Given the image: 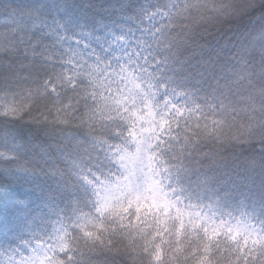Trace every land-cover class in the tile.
Listing matches in <instances>:
<instances>
[{
	"label": "snow or ice",
	"instance_id": "obj_1",
	"mask_svg": "<svg viewBox=\"0 0 264 264\" xmlns=\"http://www.w3.org/2000/svg\"><path fill=\"white\" fill-rule=\"evenodd\" d=\"M70 19L57 10L50 23L42 6L0 10V264H120L119 252L78 242V213L41 216L27 178L41 169L22 149L26 130L35 129L51 150L69 109L89 107L91 73L114 80L127 70L151 84L170 140L198 163L227 166L235 149L264 156V0L150 4L140 9V36L121 34L103 54L81 42L83 29L69 31ZM193 60L207 69L195 87L177 75ZM230 128L243 132L226 137ZM10 134L16 146H8ZM219 216L234 264H264V218ZM66 230L77 239L58 244Z\"/></svg>",
	"mask_w": 264,
	"mask_h": 264
},
{
	"label": "trees",
	"instance_id": "obj_2",
	"mask_svg": "<svg viewBox=\"0 0 264 264\" xmlns=\"http://www.w3.org/2000/svg\"><path fill=\"white\" fill-rule=\"evenodd\" d=\"M162 2L165 0H0V10L10 6H42L50 23L59 10L61 17L71 18L69 31L79 34L83 29L85 35L81 37V42L89 43L93 49L103 54L109 43H114L121 34L129 40L140 36L138 26L143 27L139 21L140 9ZM130 5L135 6L132 11L129 10ZM212 44L216 46L217 41L213 40ZM202 71H207L206 66L193 60L181 65L177 75L181 79L188 77L187 83L195 87ZM67 75L72 78L75 73ZM88 79L91 87L87 91L92 93L89 107H81L79 112L69 109L63 116L65 126L57 130V140L52 143L51 150H43L47 148V137H42L35 129L26 130L22 149L41 169L37 175L27 177L35 192L39 193L49 187L51 181L73 179L66 172L67 160L60 153V146L68 148L65 143L67 133L77 134L87 146L85 156L91 158L90 169L94 176L88 172L87 175L104 179L102 169L97 167L101 162L104 165L109 159L105 147L115 142L113 137L120 127L131 128L142 122L145 119L143 108L150 109L158 129L152 132L153 137L148 144L147 170L160 193L170 200L168 206L165 208L157 203L156 197L152 199L147 193L141 192L135 198L124 196L115 199L110 206L99 209L91 191L88 190L86 195V188L81 193L78 185H73L78 189H67L71 192L61 189V193L57 194L60 196L57 211L63 208L69 214L78 213L77 227L82 234L79 235L78 242L87 247L96 246L98 250L110 248L119 252L120 264H188L207 252L209 255H206L211 256V264H234V258L230 259L231 242L221 228L211 230L216 225L215 220L209 219L205 213L211 208L210 203L201 201L192 189L182 195L179 193V196L177 185H183V181L188 178L207 175L201 181L208 180L214 186V191L219 188L218 193L222 197L217 198L223 202V208L227 207L231 216H255L252 218L258 223L264 217L257 216L253 206H245L241 197L244 194L242 188L248 191L246 183L250 182L252 178L249 176L252 174L255 181L259 179L260 183L257 180V185L254 186L264 208V156L251 149H246L243 153L240 149H235V155L227 166L198 163L196 158L188 157L182 150V145H172L170 133L165 131L168 125L166 114H158L162 105L153 103L151 84L141 81L127 70L116 74L114 80L107 73L97 78L95 72L89 74ZM137 84L143 92L137 94L134 100L127 99L120 103L121 95L123 98L125 95L131 97L132 88ZM237 107L239 110V105ZM138 108V115H133ZM71 126L74 128L69 129ZM4 127L5 124L0 121V130ZM7 127L15 130L17 125L8 124ZM242 132L243 129L230 128L225 129L224 135L235 137ZM4 142L5 138L0 136V144ZM7 144L9 147L16 146L11 134L7 138ZM64 195L69 196L65 200L66 204H63ZM47 202L46 196L37 200L36 208L42 217H51L56 211L54 202ZM50 208L52 212L49 211ZM241 211L244 212L240 215ZM62 235L64 239L58 240V244L77 239L76 235L67 230Z\"/></svg>",
	"mask_w": 264,
	"mask_h": 264
},
{
	"label": "rangeland",
	"instance_id": "obj_3",
	"mask_svg": "<svg viewBox=\"0 0 264 264\" xmlns=\"http://www.w3.org/2000/svg\"><path fill=\"white\" fill-rule=\"evenodd\" d=\"M142 92L143 90L141 86L137 84L132 88L131 97L125 95L123 98L121 95L120 98L122 101H120V103H124L123 101L127 99L134 100L136 95ZM138 110H140V108H138L133 115H138ZM143 112L145 114V119H142V122L137 123L131 128L129 127L130 130L125 126L120 127L113 137L115 142L105 147V153L108 154L109 159L103 167H97V169H102L101 175L104 179H95L87 175L91 164V158L87 155L85 156L87 146L82 142L80 136L77 134L67 133V140L65 143H67L68 148L60 146V148L62 147L60 149V153L61 157H63L64 160H67L66 172H68L73 179H68V181L64 180L62 182H59L58 180L51 181L52 183L49 187H46L45 189L40 190L39 193H36L38 199L39 197L42 199L46 196L48 199L47 203L51 204V202H54V209L57 211V204H59L58 202L60 201V196H57V194L61 193V189L72 190L73 188L78 189L79 187L81 193L86 188V195L89 193L88 190L92 192L95 202H98L99 209L101 207L105 208L110 206L115 199H120L124 196L135 198L137 194L141 192H144L145 194L147 193L152 199L156 197L157 203L165 206L166 208L170 203V200L165 195L160 193L159 188L156 187L153 182L150 172L147 170V148L153 137L152 132H155L154 130L157 131L158 126L154 121V114L150 109L143 108ZM72 128H74V126H71L69 129ZM150 129H152V131ZM174 144L178 146L177 143L173 142L172 145ZM58 170L60 169L58 168ZM110 173L112 174L110 175ZM204 176L207 175L201 174L197 175L194 179L188 178V180L183 181L187 185L185 186L184 183V186L178 184V189L175 188L173 182V187L174 190L177 189L179 196L185 191H191L192 189L196 192L201 201H208L211 208L206 210L205 213L209 219L213 221L215 220L214 222L216 223L211 230H219L221 228V225L218 223L220 219L219 213L223 212L225 219H228L230 217V212L229 210L227 211V207L223 208V202L217 198L222 197V195H219L218 193L219 188L214 191V186L210 184L208 180L201 181ZM249 177L252 179L250 182L246 183L248 185L246 188L248 191L246 192L245 189L242 188L244 194L241 199L245 202V206H253L254 212L257 216L260 215L264 217V208L259 200V196L256 193L257 188L255 189L257 180L259 182V179L255 181L252 174ZM73 185H78V187ZM67 191L71 192L69 190ZM63 198V204H66L67 201L65 200H67L69 196L64 195ZM241 206L244 207L243 205ZM243 212L244 211H241L240 215ZM213 217H215V219H213ZM249 217L252 218L255 216L248 215L244 218L247 219ZM208 253L209 252L206 254ZM206 254H202L199 259H196L188 264H211V256Z\"/></svg>",
	"mask_w": 264,
	"mask_h": 264
}]
</instances>
